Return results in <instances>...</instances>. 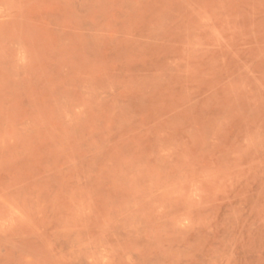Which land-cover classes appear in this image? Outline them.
<instances>
[{"label":"rangeland","instance_id":"rangeland-1","mask_svg":"<svg viewBox=\"0 0 264 264\" xmlns=\"http://www.w3.org/2000/svg\"><path fill=\"white\" fill-rule=\"evenodd\" d=\"M0 264H264V0H0Z\"/></svg>","mask_w":264,"mask_h":264}]
</instances>
